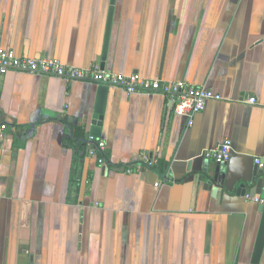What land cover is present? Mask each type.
<instances>
[{"label":"crops","instance_id":"obj_1","mask_svg":"<svg viewBox=\"0 0 264 264\" xmlns=\"http://www.w3.org/2000/svg\"><path fill=\"white\" fill-rule=\"evenodd\" d=\"M110 5L0 0V45L102 65ZM104 69L223 99L189 125L164 95L108 86L93 138L103 84L0 74V264H264L260 203L246 198H264V181H251L264 158V0H115ZM99 139L103 164L87 153ZM225 140L228 190L216 197L200 173L217 164L206 151ZM143 154L155 165L126 173Z\"/></svg>","mask_w":264,"mask_h":264},{"label":"built area","instance_id":"obj_2","mask_svg":"<svg viewBox=\"0 0 264 264\" xmlns=\"http://www.w3.org/2000/svg\"><path fill=\"white\" fill-rule=\"evenodd\" d=\"M12 69L39 75L60 77L70 81L83 80L97 82L107 86L120 87L128 94H161L174 103V112L176 114L187 117L189 125L193 123L195 114L203 110L210 99H223L222 95L213 92L211 89L186 81L154 79L141 76L138 73L128 75L112 73L104 69L100 62H95L90 67L81 68L67 65L59 59L51 57H22L17 55L15 51L6 49L0 45V74H4ZM248 101L250 103H257L256 97H251ZM1 128L2 130L5 129L6 125H2ZM106 146V141L99 139L94 145H90L87 153L89 156L95 157L100 164H103L105 163ZM232 149L231 140H225L216 148L207 150L205 155L215 159L217 163H224L228 161ZM141 161V163L126 167L125 172L140 171L145 166L152 167L155 165L154 160L147 154L141 155ZM255 163L259 168H264V158L255 157ZM159 185L160 182H156V186ZM246 198L258 203L264 202V198L260 196L246 194Z\"/></svg>","mask_w":264,"mask_h":264},{"label":"water","instance_id":"obj_3","mask_svg":"<svg viewBox=\"0 0 264 264\" xmlns=\"http://www.w3.org/2000/svg\"><path fill=\"white\" fill-rule=\"evenodd\" d=\"M110 13H109V19H108V25H107V31H106V39L104 44V51H103V61L102 66L105 67V59L108 49V43L110 39V32H111V26H112V19L115 9V0H111L110 5ZM108 92L109 87L107 85H101L98 89V96H97V102H96V108H95V114L94 119L92 121V125L89 130V134L93 138H101L102 136V126H103V120H104V114L106 109V103L108 98ZM201 176L203 178H206L208 180V186H211L213 196H219L221 195V189L224 188L225 190H228V187L226 185V179L227 175L223 171L222 164L217 163L212 168H205L203 171H201ZM253 183H257V186L262 184L264 181V168H260L257 165V170L254 173V178L251 179ZM258 192V191H257ZM256 193V192H255ZM260 211L262 212V223L260 228V234L256 246V255L258 256L263 248L264 245V202L260 203L259 205Z\"/></svg>","mask_w":264,"mask_h":264},{"label":"trees","instance_id":"obj_4","mask_svg":"<svg viewBox=\"0 0 264 264\" xmlns=\"http://www.w3.org/2000/svg\"><path fill=\"white\" fill-rule=\"evenodd\" d=\"M82 136V135H84V133L81 131V130H78L77 132H76V134H75V138H77L78 136ZM84 147H87V144L86 143H84ZM106 161V160H105Z\"/></svg>","mask_w":264,"mask_h":264}]
</instances>
